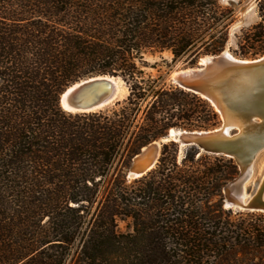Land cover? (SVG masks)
Wrapping results in <instances>:
<instances>
[{"label": "trees", "instance_id": "1", "mask_svg": "<svg viewBox=\"0 0 264 264\" xmlns=\"http://www.w3.org/2000/svg\"><path fill=\"white\" fill-rule=\"evenodd\" d=\"M235 55L264 54V0ZM235 10L220 0H0V264H264V215L223 207L231 158L161 147L127 179L132 158L170 129L220 116L166 85L147 57L193 66L224 50ZM98 75L129 93L70 113L60 94ZM125 229H120V223Z\"/></svg>", "mask_w": 264, "mask_h": 264}, {"label": "water", "instance_id": "2", "mask_svg": "<svg viewBox=\"0 0 264 264\" xmlns=\"http://www.w3.org/2000/svg\"><path fill=\"white\" fill-rule=\"evenodd\" d=\"M204 57L196 66L175 71L171 82L206 99L219 114L220 125L208 130L170 129L132 158L126 178L136 179L153 169L162 145L174 141L179 152L193 147L199 154L233 159L239 172L223 187L224 207L264 213V178L260 185L259 178L249 181L256 157L264 150V55L242 59L224 49ZM106 78L119 80L98 75L68 86L59 96L61 109L89 112L118 101L114 82Z\"/></svg>", "mask_w": 264, "mask_h": 264}, {"label": "rangeland", "instance_id": "3", "mask_svg": "<svg viewBox=\"0 0 264 264\" xmlns=\"http://www.w3.org/2000/svg\"><path fill=\"white\" fill-rule=\"evenodd\" d=\"M220 4L222 6H231L235 10V20L229 28L228 41L224 49L228 50L233 56L237 58H242V59H254V58H258L262 56V55H257L256 57H244L243 58L238 55H235L234 53V51L237 50L238 39H239V36L242 34V31L249 29L252 25L256 24L259 20L257 12H256L255 0H220ZM171 58L172 57L169 53H163L160 56L159 55L148 56L147 57L148 62L151 65H154V67L148 68L147 72L150 73L153 77H157L158 75H161L166 85L172 84L171 82L172 74L175 71H178L183 68L190 67V66L182 64L181 61L172 62ZM198 61L193 66H196ZM117 82L120 83L121 85L119 84L120 92L116 95V99L118 101H122L127 97L129 90L127 86L125 85V83L121 80V78H119ZM116 102L117 101L106 106L105 108L112 106ZM183 153L184 152L178 151V160L181 159ZM262 176H264V150L261 151L256 157V160L254 162L253 169H252V175L249 181H255ZM232 211L234 213L233 214L234 218H237V216H235L236 212H250V211H241V210H235V209ZM254 213L264 215V213L262 212L255 211ZM120 229L121 230L125 229V224L122 222L120 223Z\"/></svg>", "mask_w": 264, "mask_h": 264}, {"label": "bare ground", "instance_id": "4", "mask_svg": "<svg viewBox=\"0 0 264 264\" xmlns=\"http://www.w3.org/2000/svg\"><path fill=\"white\" fill-rule=\"evenodd\" d=\"M206 59V57H203L202 59H201V61H204ZM106 80H110V81H113L114 82V97H116V95L120 92V87H119V84L120 83H118L117 82V80H113V79H108V78H106ZM121 85V84H120ZM103 105V104H102ZM102 105H100V106H102ZM99 106V107H100ZM97 109V108H96ZM96 109H95V111H96ZM94 111V110H93ZM173 131V130H172ZM165 140V139H164ZM263 178H264V176H262V177H260L258 180H259V185H260V183H261V181L263 180Z\"/></svg>", "mask_w": 264, "mask_h": 264}]
</instances>
